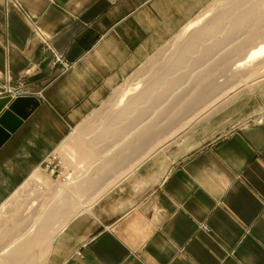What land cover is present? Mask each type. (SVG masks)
Segmentation results:
<instances>
[{
  "label": "crops",
  "instance_id": "obj_1",
  "mask_svg": "<svg viewBox=\"0 0 264 264\" xmlns=\"http://www.w3.org/2000/svg\"><path fill=\"white\" fill-rule=\"evenodd\" d=\"M17 1L22 9L0 0V99L33 95L40 105L0 147V208L36 171L54 177L58 163L61 177H80L69 187L67 206L86 208L75 216L72 210L61 230L60 217L47 218L45 264H264V122L214 140L170 171L169 162L180 155L148 160L124 178L125 165L156 138L151 123L110 161L118 170L96 174L87 186L94 170L71 169L57 152L71 149L75 160L90 161L78 149L101 144V137L93 135L99 126L88 117L213 0ZM56 55L71 67L65 70ZM155 94L147 89L138 105L142 97L155 104ZM138 105L110 119L136 112L117 138L147 112ZM164 119L170 122V115Z\"/></svg>",
  "mask_w": 264,
  "mask_h": 264
},
{
  "label": "rangeland",
  "instance_id": "obj_2",
  "mask_svg": "<svg viewBox=\"0 0 264 264\" xmlns=\"http://www.w3.org/2000/svg\"><path fill=\"white\" fill-rule=\"evenodd\" d=\"M263 6L264 0H213L209 3L192 21L158 47L88 117L87 121L99 126L93 135L101 137V144L91 143L79 147L78 151L91 160L77 161L71 149L62 148L57 152L62 156L63 164L74 170L86 167L90 169L85 171L87 173L94 170L85 179L87 186L97 175L103 177L109 171L118 170L110 167V161L117 152L132 141L141 128L156 123V138L138 150L123 168V176L130 178L148 160L162 162L165 157L180 155L169 162L167 171H170L175 161H182L214 140L255 121L264 122V56L251 59L243 66L236 65L245 59L251 48L264 43ZM250 11L256 15L249 18ZM252 28L257 32L251 38L249 30ZM189 44L192 45L189 49L181 47ZM211 46L215 48H208ZM176 58L180 60L174 65ZM155 79L162 80H157L155 86ZM203 80H206L210 95L202 99L206 100L202 103L189 101V108L183 111L187 98L195 97L196 91L203 87ZM158 84L161 88L157 87ZM149 88L156 90V96L151 98L156 100L163 91L164 100L156 104L146 100L138 105L140 96ZM170 102L171 106H168ZM133 103L138 105L136 109L145 108L147 112L127 128L122 138H117L115 132L121 129V125L127 124L136 112L115 123H110V119L122 114ZM167 107H171L170 113ZM169 115L170 122H164L163 118L167 121ZM163 123H171V127L165 128ZM81 134L92 136L90 132L83 131ZM76 135H80L79 130ZM89 147L97 150L95 155L86 153ZM101 156L104 158H99ZM58 165L53 166L57 167L54 177L43 170L36 171L0 208V264H4L1 260L6 256H12L14 260L5 264H45L43 254L51 237L47 218L60 217L61 230L70 218L86 209L67 206L71 202L69 187H77L80 177H58L57 172L61 171ZM72 210L76 212L73 216ZM44 234L49 238L42 240ZM21 236L34 241L24 253L15 252L18 245L25 241L21 239L17 242Z\"/></svg>",
  "mask_w": 264,
  "mask_h": 264
},
{
  "label": "water",
  "instance_id": "obj_3",
  "mask_svg": "<svg viewBox=\"0 0 264 264\" xmlns=\"http://www.w3.org/2000/svg\"><path fill=\"white\" fill-rule=\"evenodd\" d=\"M40 105V100L33 95L8 96L0 99V147L17 131L23 122Z\"/></svg>",
  "mask_w": 264,
  "mask_h": 264
},
{
  "label": "bare ground",
  "instance_id": "obj_4",
  "mask_svg": "<svg viewBox=\"0 0 264 264\" xmlns=\"http://www.w3.org/2000/svg\"><path fill=\"white\" fill-rule=\"evenodd\" d=\"M261 7V6H260ZM264 7V6H263ZM260 9V8H259ZM264 9V8H263ZM253 15H256L255 13H252V14H250L249 15V18H251ZM257 15H260V13H258ZM256 17V16H255ZM257 18V17H256ZM236 23V22H235ZM234 29V28H233ZM237 29H239L238 27H237ZM249 32H250V37L252 38L255 34H256V32H257V30L255 29V28H252L251 30H249ZM230 40H231V38H230ZM210 46V45H209ZM192 47V45L191 44H189L188 45V48L187 49H189V48H191ZM213 46H211V47H208V48H212ZM213 48H215V47H213ZM207 50V49H206ZM211 50H213V49H211ZM238 50V49H237ZM187 52H188V50H187ZM176 56H180L179 54H177ZM262 56H264V43H262V44H259V45H257L256 47H254V48H251V50L249 51V53L246 55V57H245V59L244 60H241V61H239V64H236V65H240V66H243V65H245L247 62H249V60H251V59H257V58H260V57H262ZM180 59H178V58H176L175 59V61L174 62H178ZM174 64V63H173ZM205 82H206V80H203V87L201 86L199 89H198V87L196 88V89H198L197 91H196V93H195V97L194 96H189V98H187L188 100H187V103H186V105H185V107H184V110L183 111H187V109L189 108V106H190V102L189 101H192V102H194V103H202V102H205L206 100H202V99H206V97H208L210 94H209V92L207 91V88H208V86H206V84H205ZM188 96V95H187ZM142 100H144V101H146L147 100V97H142ZM162 100H164V97L163 96H158L157 98H156V101H155V104L157 103V101H159V102H161ZM172 103H173V101H172ZM168 106H171V102L169 103V105ZM171 108V107H170ZM169 111H171V110H169ZM168 112V111H167ZM141 135H144V132H141L140 133ZM30 233H32V230L31 231H29V233H28V236H29V234ZM41 238H43V235L41 236ZM21 239H23V240H25L23 243H21V244H19L18 245V247L16 248V251L15 252H18V253H24L25 251H27L28 250V248L29 247H31L32 246V244L34 243V241H33V239H24V237L23 236H21V237H19L18 239H17V242L19 241V240H21ZM40 240V239H39ZM43 240V239H42ZM40 242V241H39ZM35 243H37V242H35ZM15 244H16V242H15ZM11 248V247H10ZM10 248H8V249H10ZM7 249V250H8ZM4 250H5V248H4ZM6 250V251H7ZM14 252V253H15ZM14 260V257H12V256H6V257H3L2 258V263H7L8 261H13Z\"/></svg>",
  "mask_w": 264,
  "mask_h": 264
},
{
  "label": "built area",
  "instance_id": "obj_5",
  "mask_svg": "<svg viewBox=\"0 0 264 264\" xmlns=\"http://www.w3.org/2000/svg\"><path fill=\"white\" fill-rule=\"evenodd\" d=\"M8 1V3H10V4H13L14 6H16L17 8H20V9H22V6H21V4L17 1V0H7ZM26 16H27V18L31 21V22H33L34 24H35V20L33 19V17H31L29 14H27L26 13ZM35 28H36V33H38V34H40L41 36H42V33H41V31H39V28L36 26V24H35ZM56 62H60V63H63V65H64V69L65 70H67V69H69L70 67H71V65L70 64H68V63H66V62H64V60H63V58L62 57H60V56H57L56 55V60H55ZM261 121H263V120H261ZM56 166L52 169V171L56 174ZM57 176L58 177H61L62 176V172L61 171H58L57 172Z\"/></svg>",
  "mask_w": 264,
  "mask_h": 264
}]
</instances>
